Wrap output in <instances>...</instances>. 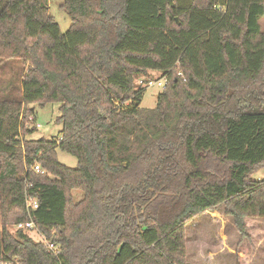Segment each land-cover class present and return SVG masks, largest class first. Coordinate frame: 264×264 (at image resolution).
Returning <instances> with one entry per match:
<instances>
[{"label": "trees", "instance_id": "1", "mask_svg": "<svg viewBox=\"0 0 264 264\" xmlns=\"http://www.w3.org/2000/svg\"><path fill=\"white\" fill-rule=\"evenodd\" d=\"M62 8L67 33L47 0H0V73H13L0 87V259L187 264L186 226L220 207L247 236L246 219H264V0ZM152 71L168 83L142 110L137 80ZM54 103L61 138L28 140L31 106ZM30 220L60 254L16 231Z\"/></svg>", "mask_w": 264, "mask_h": 264}, {"label": "rangeland", "instance_id": "2", "mask_svg": "<svg viewBox=\"0 0 264 264\" xmlns=\"http://www.w3.org/2000/svg\"><path fill=\"white\" fill-rule=\"evenodd\" d=\"M47 1L50 14L59 24L61 31L67 33L72 22L62 8L64 0ZM262 22L264 25V21ZM11 69L7 67L0 73V87L7 88L9 83L13 82ZM148 76L154 80L162 79L160 72L152 71L148 73ZM161 92L162 88L158 86L147 88L140 108L142 110L155 109L158 95ZM3 93L6 94V91ZM31 107L35 110L36 124L40 125V128L28 134L27 139L50 141L60 139L63 130L62 125L58 123L60 104L54 103L46 106L34 104ZM57 157L59 162L68 168L78 167L77 158L70 154L58 150ZM255 178L264 180V168ZM73 197L75 202H79L84 194L81 191H75ZM246 226L247 236L243 237L235 227L234 220L225 215L224 207L196 217L186 226L187 264H264V219L247 218ZM30 235L35 240H39L36 234Z\"/></svg>", "mask_w": 264, "mask_h": 264}, {"label": "built area", "instance_id": "3", "mask_svg": "<svg viewBox=\"0 0 264 264\" xmlns=\"http://www.w3.org/2000/svg\"><path fill=\"white\" fill-rule=\"evenodd\" d=\"M179 75L181 77H183L182 73H179ZM168 83V79L167 77H162V79H157L154 80L153 78H149V77H141L137 80V85L140 88H144L147 89L149 87H154V86H158L159 88H162V90H164L167 86ZM37 128H40V125H37ZM33 171H35L36 173H42L44 174L45 171H43L41 169V167L38 164H35L33 166ZM27 209L30 211L31 210H36L38 209V204L34 201H28L27 202ZM16 231H24L26 233L29 234H36L39 237V240H36L39 243H42L45 247V249L49 252L52 253L54 255H58L61 253L62 251V247L61 245H59L58 243L49 240L45 235H43L42 233L39 232L35 222L33 220H30L28 222H24V223H19L16 227H15ZM0 264H22V261L20 260V258L15 257L13 259H10L8 261H3L0 259Z\"/></svg>", "mask_w": 264, "mask_h": 264}, {"label": "crops", "instance_id": "4", "mask_svg": "<svg viewBox=\"0 0 264 264\" xmlns=\"http://www.w3.org/2000/svg\"><path fill=\"white\" fill-rule=\"evenodd\" d=\"M262 21H264V19ZM262 21H261V25H262V29H263V32H264V25H263ZM263 244H264V240H263Z\"/></svg>", "mask_w": 264, "mask_h": 264}]
</instances>
